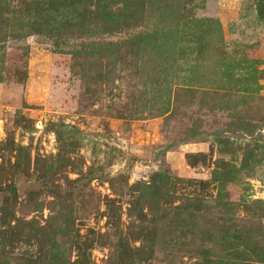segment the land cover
Segmentation results:
<instances>
[{
	"label": "rangeland",
	"instance_id": "374dc122",
	"mask_svg": "<svg viewBox=\"0 0 264 264\" xmlns=\"http://www.w3.org/2000/svg\"><path fill=\"white\" fill-rule=\"evenodd\" d=\"M0 264H264V0H0Z\"/></svg>",
	"mask_w": 264,
	"mask_h": 264
},
{
	"label": "water",
	"instance_id": "95a60500",
	"mask_svg": "<svg viewBox=\"0 0 264 264\" xmlns=\"http://www.w3.org/2000/svg\"><path fill=\"white\" fill-rule=\"evenodd\" d=\"M16 189L18 193L21 192V184L19 182L16 184Z\"/></svg>",
	"mask_w": 264,
	"mask_h": 264
}]
</instances>
